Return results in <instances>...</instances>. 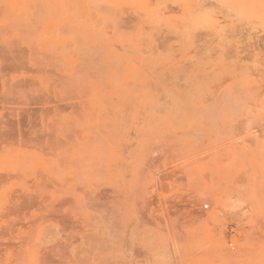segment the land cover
Listing matches in <instances>:
<instances>
[{
	"label": "rangeland",
	"instance_id": "obj_1",
	"mask_svg": "<svg viewBox=\"0 0 264 264\" xmlns=\"http://www.w3.org/2000/svg\"><path fill=\"white\" fill-rule=\"evenodd\" d=\"M0 264H264V0H0Z\"/></svg>",
	"mask_w": 264,
	"mask_h": 264
}]
</instances>
